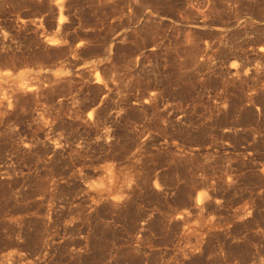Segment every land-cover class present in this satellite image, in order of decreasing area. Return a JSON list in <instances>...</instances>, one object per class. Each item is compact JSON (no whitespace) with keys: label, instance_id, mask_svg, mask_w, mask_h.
<instances>
[{"label":"rangeland","instance_id":"obj_1","mask_svg":"<svg viewBox=\"0 0 264 264\" xmlns=\"http://www.w3.org/2000/svg\"><path fill=\"white\" fill-rule=\"evenodd\" d=\"M0 264H264V0H0Z\"/></svg>","mask_w":264,"mask_h":264},{"label":"bare ground","instance_id":"obj_2","mask_svg":"<svg viewBox=\"0 0 264 264\" xmlns=\"http://www.w3.org/2000/svg\"><path fill=\"white\" fill-rule=\"evenodd\" d=\"M58 26H60V21H59V24ZM50 43H54L56 41V39H49L48 40ZM97 79V82H99V77L96 78ZM17 86H18V90H22V91H30L32 90L34 87L32 84L30 83H26L24 81H19L17 83ZM95 113V109H92L90 112H89V116H92L93 114ZM117 198V195L113 196V199H116ZM201 200V196L198 197V203L200 202ZM182 216V213H178L176 214V218H179Z\"/></svg>","mask_w":264,"mask_h":264}]
</instances>
